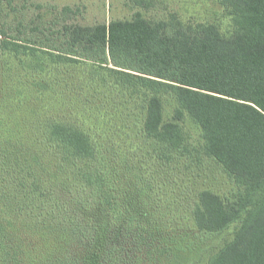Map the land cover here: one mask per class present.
I'll use <instances>...</instances> for the list:
<instances>
[{"label":"trees","instance_id":"16d2710c","mask_svg":"<svg viewBox=\"0 0 264 264\" xmlns=\"http://www.w3.org/2000/svg\"><path fill=\"white\" fill-rule=\"evenodd\" d=\"M218 3L229 17L226 32L215 21L185 22L175 13L150 19L140 11L85 25L70 22L69 6L47 28L9 34L0 24V174L5 163L22 167L20 158L30 169L37 157L27 143L37 140L60 157L51 193L62 170L61 183L70 178L86 196L73 206L80 222L64 232L53 228L60 221L19 217L13 207L25 196L15 202L1 190L0 264H185L184 252L233 225L211 252L198 247L199 261L264 264V0ZM107 90L141 116L137 134L157 148L161 166L193 151L230 179L227 197L196 192L190 229L158 195L159 171L145 175L146 164L120 148L115 122L99 127ZM186 118L200 131L197 145ZM38 181L25 191L35 195Z\"/></svg>","mask_w":264,"mask_h":264},{"label":"rangeland","instance_id":"374dc122","mask_svg":"<svg viewBox=\"0 0 264 264\" xmlns=\"http://www.w3.org/2000/svg\"><path fill=\"white\" fill-rule=\"evenodd\" d=\"M152 2V6L146 9L140 8L134 0H3L0 5V24L9 34H16L17 30H25L24 26L38 25L40 28H47L55 21L60 9L69 6L72 9L70 22L85 25L109 22L113 19H128L136 11H140L150 19L166 18L169 14L175 13L185 22L215 21L226 32L229 17L225 15L218 0H152ZM130 107L131 105L116 95L115 91L107 90L100 106L99 127H103L106 119H109L108 126L115 122L116 143L120 144V148L129 149L130 157L134 158L137 165L146 164L145 175H150L152 170L159 171L153 174L154 182L161 186L158 195L162 200H166L165 205L170 208L168 211L183 218L187 228L190 229L193 225L189 214L196 192L201 189H210L222 197H227L234 190L232 183L216 163L196 155L193 151L188 158H174L167 166H161L155 157L157 148H151L147 142L139 138L137 126L140 124L141 116H137ZM172 109L173 102L167 100L165 119H169ZM184 127L192 145H197L199 129L188 118L185 119ZM109 137L110 135L107 134L106 138L109 139ZM30 143L35 144L30 147ZM109 143L110 141L107 144ZM27 144L30 147L29 151L34 152L37 158L33 161L28 160L32 164L30 169L26 168L28 163L27 161L23 163V158L19 159L22 167L5 163V171L0 174V191L6 190L10 197L13 196L15 202L20 200V196H25V200L18 207H13V210L20 209L19 217L33 220V222H36L37 218L44 219L47 224L60 221V225L53 228L65 232L74 223L80 222L73 206L77 202L86 200V196L76 191V186L72 185L70 178L66 183H61L65 178L62 170L58 173L60 185H55L54 192L51 193L52 174L54 176L55 165L59 163L60 157L53 149L38 147L37 140ZM136 145L139 147L135 148ZM34 146L37 148H32ZM42 149L45 153H42ZM36 172H40L41 175ZM36 176L39 180V189L35 191V195H32L25 190L33 188L32 180ZM20 182L22 186L19 185ZM56 201H58L57 206ZM5 212L8 213L9 210ZM38 226L42 228L46 227V224L41 226L39 222ZM234 228L235 225L218 234L206 236L198 247L207 248L208 253L211 252L215 246L221 245L232 236ZM198 247L184 252L189 254V259L183 260L185 264H202V261H199ZM208 253L204 254V258Z\"/></svg>","mask_w":264,"mask_h":264}]
</instances>
